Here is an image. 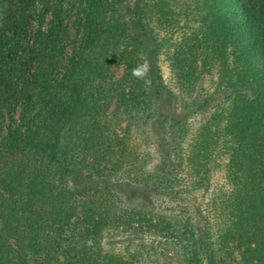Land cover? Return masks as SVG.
<instances>
[{
  "label": "trees",
  "instance_id": "obj_1",
  "mask_svg": "<svg viewBox=\"0 0 264 264\" xmlns=\"http://www.w3.org/2000/svg\"><path fill=\"white\" fill-rule=\"evenodd\" d=\"M76 1L70 55L59 4L14 5L22 40L30 13L45 8L30 77L0 38V264H173L164 243L179 248L181 264H264V0H203L202 30L169 57L191 99L182 109L165 83L145 0ZM159 16L163 29L174 17ZM132 128L163 149L151 170ZM221 156L229 188L211 189L205 210L160 209L182 196L183 171L195 181Z\"/></svg>",
  "mask_w": 264,
  "mask_h": 264
},
{
  "label": "rangeland",
  "instance_id": "obj_2",
  "mask_svg": "<svg viewBox=\"0 0 264 264\" xmlns=\"http://www.w3.org/2000/svg\"><path fill=\"white\" fill-rule=\"evenodd\" d=\"M19 0H0V33L3 29L8 30L7 35L4 37L0 35V38H3V41L7 45V52L11 53L14 58H20L25 63L24 68L25 75L30 77L36 65V62H31L29 60V48L32 45L35 34L39 28V22L41 15L45 12V8L42 7V4H37L36 9L30 13V24L27 28V38L20 39L17 34L15 26L17 25V19L14 16V5L17 4ZM54 5L59 4L60 9L65 13L66 23L69 28V39L66 41V50L68 54L72 53L74 48L76 38L74 37V30L72 28L73 23L77 20L79 16L78 8L80 6V1L76 0H53ZM136 0H132V4ZM148 5L149 13L154 17V26L153 29L156 33L158 41L163 44V52L160 58V65L163 72L165 83L168 88L173 91L179 98L180 109L184 108V103L182 101H188L190 104L191 99L187 96H183V93L180 87L177 84V79L172 72L170 66L169 57H171L179 45H181L186 37H188L194 30H202V23L205 20V13L202 12L203 0H145ZM44 11V12H43ZM164 12L165 14H173L174 17H170V22L164 24L165 28H159L158 26V17L159 12ZM45 14V13H44ZM167 16V15H166ZM169 17V16H167ZM52 12H50L45 18L44 30L50 26L52 22ZM11 20L13 28H7L9 21ZM165 20V18H164ZM156 23V24H155ZM176 23V24H175ZM177 25V26H176ZM10 26V25H9ZM212 50L214 54L212 59L215 63V66L218 67L217 60L214 57L216 55L219 57L220 52L217 48V44L212 39L211 41ZM121 68L116 69L117 77L121 75ZM215 79L208 78L206 80L205 86L209 91H212L215 88ZM183 99V100H182ZM181 103H183L181 105ZM115 105L109 107V113L111 114L114 111ZM3 117L8 120L7 113L3 114ZM123 129L126 127V124H123ZM120 134L123 136L124 133L122 130H119ZM130 140L132 141L133 147L137 148L138 151L143 153L144 158L147 161L145 166L147 170H151V167L160 163L161 155L163 154V149L157 146L152 135L143 129L132 128L130 132ZM228 158L227 156H221L215 161H210L205 173H201L195 181H189V172L188 170L183 171L180 176V190L183 192L182 196L177 199V202L172 200H165L161 203L163 211H175V213H182L184 216L196 215L194 208L196 205L203 208L207 206L208 200L211 198V191L215 190L217 193L220 190H227L229 188L227 181V167ZM194 180V179H193ZM210 190H206L208 186ZM212 189V190H211ZM210 210V209H209ZM213 214H211V217ZM216 225V224H215ZM212 225V231L216 233L218 227ZM162 248L167 253V257L172 261L173 264H181V259L177 251L179 248L170 243H164Z\"/></svg>",
  "mask_w": 264,
  "mask_h": 264
},
{
  "label": "clouds",
  "instance_id": "obj_3",
  "mask_svg": "<svg viewBox=\"0 0 264 264\" xmlns=\"http://www.w3.org/2000/svg\"><path fill=\"white\" fill-rule=\"evenodd\" d=\"M132 74L136 77H140L144 74V70L142 66H138L132 70Z\"/></svg>",
  "mask_w": 264,
  "mask_h": 264
}]
</instances>
